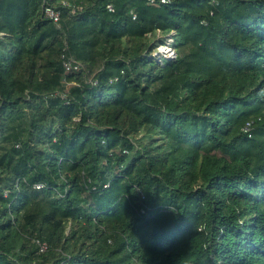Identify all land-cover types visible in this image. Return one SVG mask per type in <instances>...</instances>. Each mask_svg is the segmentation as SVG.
Here are the masks:
<instances>
[{"label": "trees", "instance_id": "1", "mask_svg": "<svg viewBox=\"0 0 264 264\" xmlns=\"http://www.w3.org/2000/svg\"><path fill=\"white\" fill-rule=\"evenodd\" d=\"M155 1L0 0V264H264V0Z\"/></svg>", "mask_w": 264, "mask_h": 264}, {"label": "built area", "instance_id": "2", "mask_svg": "<svg viewBox=\"0 0 264 264\" xmlns=\"http://www.w3.org/2000/svg\"><path fill=\"white\" fill-rule=\"evenodd\" d=\"M43 6H44V12L46 16L51 19L55 24H58L61 18V12L54 6L49 5L48 0H43ZM162 5H166L169 3V0H160ZM150 3L155 4V0H150ZM108 10L111 12H114V8L112 5L108 6ZM135 18V17H134ZM163 50H167L168 53H170V57H175V53L170 47L169 44H166L165 46H161L159 48V52L161 53ZM162 54V53H161ZM164 55V54H163ZM63 59V65L66 73H74L79 72L81 70V65L78 64L74 59L69 57L66 53L62 54ZM47 248L46 244L41 245V250L44 251Z\"/></svg>", "mask_w": 264, "mask_h": 264}, {"label": "rangeland", "instance_id": "3", "mask_svg": "<svg viewBox=\"0 0 264 264\" xmlns=\"http://www.w3.org/2000/svg\"><path fill=\"white\" fill-rule=\"evenodd\" d=\"M161 53L170 58V53L167 50H163Z\"/></svg>", "mask_w": 264, "mask_h": 264}]
</instances>
